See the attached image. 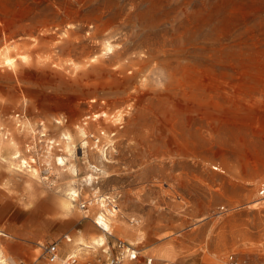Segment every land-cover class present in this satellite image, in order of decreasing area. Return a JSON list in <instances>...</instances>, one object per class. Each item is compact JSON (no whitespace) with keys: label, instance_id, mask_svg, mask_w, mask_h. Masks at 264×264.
<instances>
[{"label":"rangeland","instance_id":"374dc122","mask_svg":"<svg viewBox=\"0 0 264 264\" xmlns=\"http://www.w3.org/2000/svg\"><path fill=\"white\" fill-rule=\"evenodd\" d=\"M263 192L264 0H0L6 264H264Z\"/></svg>","mask_w":264,"mask_h":264},{"label":"bare ground","instance_id":"6f19581e","mask_svg":"<svg viewBox=\"0 0 264 264\" xmlns=\"http://www.w3.org/2000/svg\"><path fill=\"white\" fill-rule=\"evenodd\" d=\"M79 44V43H78ZM84 134V132H82ZM65 137L67 139L70 138V136H67L65 134ZM86 143V142H84ZM69 150V147L67 148ZM67 158L66 156H59L57 157L56 159V163H57V166L59 165H64L66 162H67ZM70 174L73 175L74 177L78 175V169L73 165L72 167H70ZM80 176V175H79ZM96 177H94L93 175L91 174H88L84 179V183L85 185L87 186H92V181L95 179ZM80 187V186H79ZM82 187V185H81ZM94 190L93 191V194H97L98 193V190L96 189H92ZM81 193H82V189H78V188H73L71 187L69 189V191L67 192V194L65 196H60V195H56L54 194L52 196V200L50 201H47L48 204H47V207L46 208H50V209H58V211L60 213H64V212H67L68 210L71 209V204L68 202V201H72V202H75L76 199L78 197L81 196ZM50 198V197H49ZM99 201H102V202H99ZM46 202V203H47ZM108 200L106 199V197H100L99 199L95 200V203L98 204V203H103L102 205L106 207V210H107V213L109 214V216L111 215H115L116 213H113L112 211H108ZM44 206H45V203H44ZM49 210V209H48ZM107 214V215H108ZM134 219V218H133ZM134 221V220H133ZM95 223L98 224V226L102 229V232L104 234H113L114 233V230H115V223L118 224L117 222V218H109L108 216H106V214L100 210H97V213L95 215ZM118 226V232H121L124 236H126L127 238L129 239H132L134 237V234L132 233V231H130L128 228H125L124 226L122 225H117ZM117 228V227H116ZM2 235L6 236L7 237H10V234H7V233H1ZM104 234H101L99 236V240L101 242H104L105 241V236ZM13 236V235H12ZM16 238V237H15ZM14 239V238H13ZM67 241H71L70 238H68ZM99 243V242H97ZM94 246H91V245H88V244H84L83 248L82 249H92ZM76 256V254H73V257ZM72 257V256H70ZM69 262V261H68ZM67 261H61L60 264H69ZM55 263V262H54ZM0 264H6L5 262V259L3 258L2 254H1V249H0Z\"/></svg>","mask_w":264,"mask_h":264},{"label":"built area","instance_id":"2783aa9c","mask_svg":"<svg viewBox=\"0 0 264 264\" xmlns=\"http://www.w3.org/2000/svg\"><path fill=\"white\" fill-rule=\"evenodd\" d=\"M264 193V192H263ZM108 200V211H112L113 213H117L119 211V206L115 200H110L109 198H106ZM90 205V204H89ZM82 209L87 210L88 204H82ZM118 253L117 256L110 257L109 260L104 264H123L124 262H135L140 259L139 252L134 249L131 245L123 242L118 241L116 243ZM60 249L58 243H53L44 248V254L47 257V259L51 262H57L60 259ZM67 261H69V264H77L78 259L76 257H68ZM99 264H103L101 260L98 261ZM87 264H93L92 262H88ZM144 264H155V261L151 257H147L144 260Z\"/></svg>","mask_w":264,"mask_h":264}]
</instances>
